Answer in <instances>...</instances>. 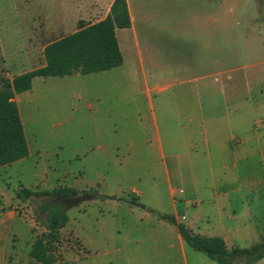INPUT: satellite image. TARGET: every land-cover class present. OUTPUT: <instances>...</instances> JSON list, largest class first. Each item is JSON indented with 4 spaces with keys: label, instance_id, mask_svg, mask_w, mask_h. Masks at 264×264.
Returning <instances> with one entry per match:
<instances>
[{
    "label": "rangeland",
    "instance_id": "rangeland-1",
    "mask_svg": "<svg viewBox=\"0 0 264 264\" xmlns=\"http://www.w3.org/2000/svg\"><path fill=\"white\" fill-rule=\"evenodd\" d=\"M128 1L144 70L135 33L119 29L121 67L38 77L31 92L18 95L29 156L0 169V213L14 215L0 229V264H44L31 256V249L37 239H48L47 195L20 198L25 189L117 196L72 208L59 202L68 222L51 251L53 264H127L118 250L135 247L145 235L138 215L156 201L152 186L164 209H171L166 174L174 155L182 165L185 188L193 197L197 191L203 201L201 209L179 203L180 213H187L189 221L199 212L207 214L200 227L216 237L229 231V249L249 248L264 237V0ZM107 7L104 0H0V91L15 75L38 67L47 45L102 20ZM180 60L191 69L184 77L200 81L156 97L148 93L147 86L164 83L171 76L170 65ZM215 64L221 76H210L218 72ZM216 78L230 94L233 132L227 149L208 152L199 142L201 148L194 151L170 149L167 132L177 128L167 112L168 97L181 90L191 97L199 94L207 115L219 114L223 103ZM194 128L189 127L186 138L202 137ZM215 191L229 194L220 210L210 202ZM136 203L132 214L128 204Z\"/></svg>",
    "mask_w": 264,
    "mask_h": 264
},
{
    "label": "crops",
    "instance_id": "crops-1",
    "mask_svg": "<svg viewBox=\"0 0 264 264\" xmlns=\"http://www.w3.org/2000/svg\"><path fill=\"white\" fill-rule=\"evenodd\" d=\"M104 1H105V4L108 6L107 7L108 10L106 12V15L102 18V20L110 12V8L115 0H108V1L104 0ZM127 2H128L129 10H130L131 19H132V27L129 29H131L135 33V38H136V43H137L136 48L139 49L137 50L138 55H139V62H140L141 68L144 70L146 66V62L143 58V50H140L141 45L139 43V35L137 32V28L135 26L136 21L132 17L129 1L127 0ZM117 38H118V34H117ZM2 53L4 56L3 50H2ZM43 53H44V50H43ZM27 54H28V59L33 62L31 58V50H28ZM152 54L153 52H151L150 55ZM123 60H124V57H123ZM150 61L153 63L152 65H155V63H157L154 58H151ZM123 64H124V61H123ZM45 65H46V61H45V57L43 54L42 58H39L38 63L36 64V66L38 67H34L33 70L42 68ZM170 66H168L170 67L169 69L172 71V73L170 74L171 75L170 78H168L164 83H159V84L156 83L155 85H153L152 88L147 86L148 93L155 92L156 93L155 97H156L158 95H162L164 93L173 91L177 87H182L184 89L185 87H188V85H190L192 81H195V82L200 81L199 80L200 77H197L194 79H190L189 77L187 78L184 77V73L189 72L191 70L190 66L186 64L185 62L180 60L177 63L173 62ZM117 68H114V69H117ZM213 68L217 69L218 72H215L211 74L210 76L216 77L218 75L219 76L222 75V70L217 68L216 64L213 66ZM114 69H111V70H114ZM111 70H108V71H111ZM104 72H107V71H104ZM174 72H177V74H173ZM100 73H103V72H100ZM93 74H97V73H93ZM15 76H18V75H15ZM215 84L219 87L220 94L222 95L221 98H222V103H223L222 104L223 111H220L219 114L208 116L204 110V102L201 101L199 94H195V96L191 97V95H186L185 92L181 90L180 94H177V95L174 94V96L168 97L167 112L171 113L170 118L175 119L176 124L174 126H176L177 128L176 131L167 132L168 134L167 142L170 143V149H182L186 151H194V150L201 148L199 143H201V146H203V150H206L208 152L212 149V147L215 149L218 147L219 150L227 149V146L230 141L229 138H231L229 136H231L233 132L232 131V119L230 117L231 109L229 106L230 94L227 93L226 87H223V82L221 79L216 78ZM194 91H197V90H194ZM29 92H26V93H29ZM14 100L16 101L18 105L19 104L18 95L15 96ZM151 104H152V117L154 120L153 127L155 128L157 142L159 143L158 145L162 150L164 147H163L162 137L159 132L158 117L156 115L154 101L152 100V98H151ZM192 125H194L195 127L194 133L199 132L200 133L199 136L200 137L202 136L201 138L199 139L186 138L188 129ZM179 135H181V137H178ZM210 135L212 136L211 138L209 137ZM181 143L182 145H180ZM171 158L173 159L172 168L171 170L167 168V174H166V177H167L166 183H167L168 194H169L168 197L171 203L170 211H166L164 209L162 205L163 201H161V196L158 193L156 186H152L151 190L152 192H154L153 198L156 201L154 202V205H151V207L144 208V210H142L143 212L138 215V223H142V225H145V235H143V238L140 240V242L136 243L135 247L128 245V246H125L124 249L120 248L118 251L119 253H124V256L122 257V259L127 264H216L215 261L205 256L203 253L197 252L194 249H192L190 246H188V244L181 237L178 231V228L176 226L167 225L164 221L154 218L152 213L150 212V210H156L163 214H168V213L172 214L176 217L179 223H184L186 227L192 232H194L195 234L201 235L203 237H209V238L216 237L208 233H205V231L199 225V222L208 221L209 216L207 214H202V212H199V215L197 216L195 215V218L192 219V221L191 220L189 221L187 213H185L184 211L183 213H180L179 208H178L179 203H182L183 205H185V207H187L190 204L191 205L193 204L197 208H199L203 205V201H202L200 194L197 191L195 192V196L193 197L191 196V194H189V191L185 188L186 180L184 177L182 165L179 162L178 155L171 156ZM6 167L7 166L2 167L0 169H4ZM196 183H197L196 179L192 177V184L195 186ZM194 189L196 190V188ZM228 195L229 194L227 191L212 192V196L210 197V202L214 203L215 206L220 210L224 206L223 204L224 201L229 200ZM192 198H194V200ZM227 204L228 203H226V205ZM128 205L130 206L128 208L129 211L132 214H136L137 210L135 209L136 207H139V203L128 204ZM9 215L12 216L13 213L11 212L0 213V229L3 230V227H4L3 225L7 224L6 218L9 217ZM228 236H229V231L225 230V233L222 238L225 240L227 246L229 244ZM3 248L4 246L3 244H1L0 250H3ZM234 264H236V262ZM240 264H243V263L241 262Z\"/></svg>",
    "mask_w": 264,
    "mask_h": 264
},
{
    "label": "trees",
    "instance_id": "trees-1",
    "mask_svg": "<svg viewBox=\"0 0 264 264\" xmlns=\"http://www.w3.org/2000/svg\"><path fill=\"white\" fill-rule=\"evenodd\" d=\"M132 27L127 0H115L108 15L101 21L82 26L76 32L50 43L44 49L46 65L42 68L15 76L0 91V168L21 161L29 156V147L15 96L29 92L36 77H66L74 74L88 75L117 68L123 64V55L117 38L118 29ZM69 192V191H68ZM76 193L33 192L25 189L20 198L32 196H70ZM45 222L48 239H37L31 249V256L40 263L53 264L52 247L58 241L60 230L68 222V216L61 207L50 208ZM163 221L178 228L183 240L197 252L215 261L216 264H255L264 260V237L249 248L229 249L222 237H203L179 223L175 216L150 210Z\"/></svg>",
    "mask_w": 264,
    "mask_h": 264
},
{
    "label": "water",
    "instance_id": "water-1",
    "mask_svg": "<svg viewBox=\"0 0 264 264\" xmlns=\"http://www.w3.org/2000/svg\"><path fill=\"white\" fill-rule=\"evenodd\" d=\"M62 202L69 204V207L72 208L84 202H91L94 200L100 199H110V200H117V196H108V195H100L97 193H88L83 195H70L66 197H60Z\"/></svg>",
    "mask_w": 264,
    "mask_h": 264
},
{
    "label": "flooded vegetation",
    "instance_id": "flooded-vegetation-1",
    "mask_svg": "<svg viewBox=\"0 0 264 264\" xmlns=\"http://www.w3.org/2000/svg\"><path fill=\"white\" fill-rule=\"evenodd\" d=\"M46 197H47L46 199L48 201V205H46V206L53 208V207H57L59 202H62L60 197H66V196H49V195H47ZM46 211H48V210H46Z\"/></svg>",
    "mask_w": 264,
    "mask_h": 264
}]
</instances>
